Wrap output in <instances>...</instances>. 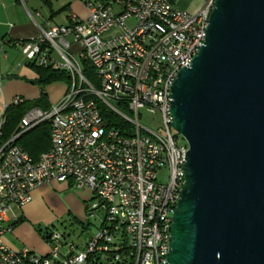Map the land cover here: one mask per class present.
<instances>
[{"label": "built area", "instance_id": "2783aa9c", "mask_svg": "<svg viewBox=\"0 0 264 264\" xmlns=\"http://www.w3.org/2000/svg\"><path fill=\"white\" fill-rule=\"evenodd\" d=\"M173 1L83 0L84 18L45 21L36 38L19 44L28 63L65 71L71 85L48 111L26 112L18 134L0 143V264H167L188 148L170 124V88L203 45L214 4L205 0L188 13ZM82 62L96 85L82 74ZM20 102L16 96L8 105ZM142 113L157 115L155 130L141 125ZM42 122L50 147L33 160L12 142ZM52 180L90 191L87 217L102 212L98 228L80 245L48 231L44 255L9 249L1 238L18 220L10 209L28 205Z\"/></svg>", "mask_w": 264, "mask_h": 264}, {"label": "water", "instance_id": "95a60500", "mask_svg": "<svg viewBox=\"0 0 264 264\" xmlns=\"http://www.w3.org/2000/svg\"><path fill=\"white\" fill-rule=\"evenodd\" d=\"M170 88L187 143L167 264H264V0H214Z\"/></svg>", "mask_w": 264, "mask_h": 264}, {"label": "crops", "instance_id": "0c3cea01", "mask_svg": "<svg viewBox=\"0 0 264 264\" xmlns=\"http://www.w3.org/2000/svg\"><path fill=\"white\" fill-rule=\"evenodd\" d=\"M79 1L80 3L77 2L73 9L67 12L65 23H60L61 25L68 23L67 17L71 13L79 18L86 16L87 11L83 8V0ZM39 4L46 8L40 1ZM30 7L33 13L28 10ZM52 8L53 3L46 17L41 14L37 5L29 3L28 7L26 0H0V116L3 114V108L11 102L13 97H21L26 102L37 100L41 94L39 86L33 84L37 74L28 66V61L23 56L19 44L39 35V29L44 27L43 22L50 23L52 15L56 13ZM77 50L76 46L72 48L73 53ZM82 63L80 64L83 72ZM70 85L71 81L68 84L58 81L45 86L43 91L49 105H55L68 92ZM30 196L31 201L28 205L19 209H10V213L18 214L17 218L22 221L15 224L12 231L5 233L1 239L9 249L19 250L25 247L41 255L46 254L48 248L42 238L37 235L34 227H50L67 213H72L78 218H85V205L91 199L88 189L75 188L71 181L53 180L36 188Z\"/></svg>", "mask_w": 264, "mask_h": 264}, {"label": "trees", "instance_id": "16d2710c", "mask_svg": "<svg viewBox=\"0 0 264 264\" xmlns=\"http://www.w3.org/2000/svg\"><path fill=\"white\" fill-rule=\"evenodd\" d=\"M39 1L44 7H46V10H50L54 0ZM82 65V74L88 79V81L96 85L95 76L93 74L94 72L89 66V63L83 62ZM28 66L35 72V74H37V79L33 84L39 86L41 94L37 100L24 101L16 105L9 104L4 108L3 114L1 116L3 120L0 128V143H5L18 134V127L22 116H24L28 110L32 108H38L41 111H48L50 109L51 106L47 102V96L43 91L45 86L58 81H63L66 84L70 82L68 75H66L67 73H65L63 70H53L48 67H40L36 66L34 63H28ZM104 116L109 118L114 123V125L115 123H121L117 118L113 117V115L106 114L103 110V117ZM49 128L50 127L47 122H42L29 129L27 132L19 135L12 143L19 146L25 152V154L27 153V155L33 160H37L39 155L46 152L50 147ZM21 221V219H18L12 226L14 227L15 224L17 225L21 223ZM34 229L38 233L37 235H39L41 238H45V234L48 233L47 229L41 228L39 226H35Z\"/></svg>", "mask_w": 264, "mask_h": 264}, {"label": "rangeland", "instance_id": "374dc122", "mask_svg": "<svg viewBox=\"0 0 264 264\" xmlns=\"http://www.w3.org/2000/svg\"><path fill=\"white\" fill-rule=\"evenodd\" d=\"M29 1V2H28ZM80 1L79 0H55L53 2V8L56 13L52 15V18L50 20V23L52 24H64L65 22V16L67 12L75 6V4ZM29 3L35 4L38 7V10L41 12L43 16L48 17L49 10H46V8L41 7L38 0H26V5L29 7ZM173 5L175 7L184 10L188 13H195L199 10V8L203 5L202 3H205V0H174ZM61 8V9H60ZM31 7L28 9L30 10ZM30 12H32L30 10ZM33 13V12H32ZM39 22V20H38ZM83 67V66H82ZM51 108V107H50ZM34 109V108H32ZM30 109V110H32ZM28 110V111H30ZM27 111V112H28ZM157 115H151L148 113H142L141 114V125L146 126L149 129L155 130L157 125ZM174 133V131H172ZM178 135V134H177ZM179 139V142L185 141L180 135L177 136ZM165 174V171H162L160 177L161 181H165V177L163 176ZM11 215V213L9 214ZM102 215V212H97L94 218L87 217V212L85 214V218H78L75 215H72V213H67L61 220H56L52 226L50 227H41L44 229H47L48 231L56 230L60 232V234H63L66 236L67 241L74 242L78 245L83 243L85 239L87 238V234H93V232L96 231V229L99 226V219ZM76 222V223H75ZM79 223V224H77Z\"/></svg>", "mask_w": 264, "mask_h": 264}]
</instances>
